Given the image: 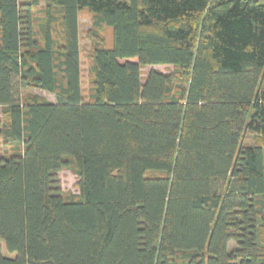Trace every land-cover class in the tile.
Listing matches in <instances>:
<instances>
[{"label": "trees", "instance_id": "trees-1", "mask_svg": "<svg viewBox=\"0 0 264 264\" xmlns=\"http://www.w3.org/2000/svg\"><path fill=\"white\" fill-rule=\"evenodd\" d=\"M44 1L0 0V264H264V2Z\"/></svg>", "mask_w": 264, "mask_h": 264}, {"label": "rangeland", "instance_id": "rangeland-1", "mask_svg": "<svg viewBox=\"0 0 264 264\" xmlns=\"http://www.w3.org/2000/svg\"><path fill=\"white\" fill-rule=\"evenodd\" d=\"M19 1H23V0H19ZM259 1L264 2V0H259ZM44 6H45V1L40 0L39 6L36 9V14H35V16L38 19L44 17V14L41 13L42 10L44 9ZM91 24H92V15L87 11V9L81 10L79 13V37H80V49L82 50L84 54H88L89 51L92 49V45L90 42L91 40L88 39V37L90 36L89 30L91 29ZM56 27L57 25H55V28ZM103 34H104L105 40L108 42L109 37H110V32L108 30H104ZM151 70H158L161 73H165V72L171 71L172 67L153 66V67L143 68L142 77L144 78L147 75V73H149V71ZM34 95L42 99H45L47 101H50V102L56 101V98L53 94H50V93H47L41 90H37V89H28L21 93V96L23 98L26 96H34ZM1 114L2 113L0 112V119L2 118ZM245 144H249V145L254 144L253 137L248 136L245 139ZM0 146H1V150L4 151L2 145ZM77 183H78V179L74 171L72 169H63L55 175L53 179V188L55 190H59L63 196H69L72 194H77ZM1 253L4 257H9V258L14 257V255L9 254L5 250L3 244L1 245Z\"/></svg>", "mask_w": 264, "mask_h": 264}]
</instances>
